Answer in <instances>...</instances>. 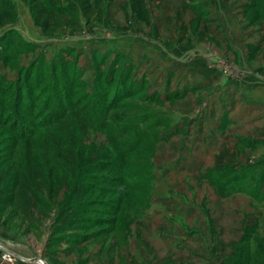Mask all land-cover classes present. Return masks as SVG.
Wrapping results in <instances>:
<instances>
[{"label":"rangeland","instance_id":"1","mask_svg":"<svg viewBox=\"0 0 264 264\" xmlns=\"http://www.w3.org/2000/svg\"><path fill=\"white\" fill-rule=\"evenodd\" d=\"M74 1L81 10L75 17L66 18L58 10L66 6V0H0V171L7 177L20 173L31 181L42 172L48 176L40 190L46 203L35 208L37 226L22 218L11 204L0 209V246L17 255L11 262L2 261L0 248V261L14 264L21 256L44 259L32 264H82L81 251L98 244L102 257H111L112 262L118 257L121 264H232L227 258L236 250L234 242L244 239L246 227L255 222L258 229L250 240L256 239L262 247L264 181L256 183L259 176L264 179L262 170L249 182L251 197L239 193L243 199H250L246 206L257 217L250 218L249 224L245 219L239 221L237 232H223L221 243H208L193 249L197 253L189 252L185 247L195 245L190 232L175 234L173 243L162 245L154 233L135 235V220L127 222L129 231L126 236L123 233V240L119 238L112 225L120 216L117 199L128 194L122 191L123 184L140 178L136 173L140 169L143 173L158 143L172 135L169 132L179 134L178 139L186 134L190 122L182 120L184 114L207 107V99L217 96L227 110L235 109L237 115L245 112L242 115L247 114L248 121L237 123V134L228 128L236 118L220 122L224 147L215 155L210 151L192 155L191 179L194 181L197 170L213 157L220 161L212 164L217 166L212 169L215 175L221 171L220 175L227 177L222 178V190L237 181L236 177L243 179L251 167L264 165V110L260 108L264 87H246L244 92L251 91L261 103L246 102L243 108L240 97L221 95L233 93L216 83L224 85L233 78L248 80V74L226 57L228 43L222 44L209 34L210 29L206 30L207 12L200 0ZM252 14L251 9L243 12L250 24L264 27V20H251ZM257 43L237 62H248L252 69L264 71V41L260 38ZM194 49L198 55L206 54L202 64L208 68L200 70L214 71L213 79L204 76L203 82L191 83L200 77L190 66L197 58L195 53L189 63H177L172 58L179 54L183 59ZM75 112L93 116L83 132L75 130ZM13 122L26 127V134L36 135L18 139L22 134ZM153 141L155 148L147 147ZM79 143L83 151L77 167L82 175H90L95 185L84 196L90 199L82 212L88 218L83 225L59 232L57 244L48 245L54 235L51 226L56 213L80 176L62 157L68 154L69 146L77 148ZM62 166L67 172H60ZM201 184H196L198 192L203 191ZM139 193L149 196V188ZM243 211L240 207V213ZM227 215L221 213L224 223ZM160 236L163 239L166 235ZM113 241L109 251L108 244ZM174 242L180 243V248Z\"/></svg>","mask_w":264,"mask_h":264},{"label":"crops","instance_id":"2","mask_svg":"<svg viewBox=\"0 0 264 264\" xmlns=\"http://www.w3.org/2000/svg\"><path fill=\"white\" fill-rule=\"evenodd\" d=\"M249 2L250 0H200V3L205 8L204 11L207 12L205 19L209 24L207 23L206 30L210 29L209 34L215 35L222 44H229H227L229 49L226 57L228 58L229 56L234 62L236 61L237 67L240 65L241 71L248 74V80L233 78L226 82L228 84L216 83L220 89L229 88L232 91L231 93H233L232 96L222 93V96H229L230 98L240 97V108H243L246 102H250L251 105L261 103L254 94H251V91L244 92L246 87H249V90H253L256 87L255 85L264 87V71L252 69L248 62H237L238 59L245 58L251 47L258 46L257 41L260 38L264 41V35L262 37L259 36V34H264V27L262 25L261 27L253 26L243 15ZM186 50L188 49L184 51ZM195 52L196 50L194 49L191 55H187L183 59L179 54H173L172 58L177 63H189L194 59L193 54ZM195 55H197V58L194 59V63H190V66H193L191 69L192 73H197L200 77H197V81L191 83L203 82L201 78L204 76L207 80L213 79L214 71H211V73L201 72L200 70L206 67V65L203 66L202 64L206 62V59H203L206 54L198 55L195 53ZM159 56L163 57L162 54H159ZM208 100H210V103L207 107L200 110L198 108L193 112L184 114L182 120L190 122L186 134L178 139L177 135L179 134L169 132L172 135L158 143L154 156L155 185L150 197L149 207L144 210L140 218L134 221L135 235L137 233H154L157 235L155 238L163 245V243H173L176 237L173 235L175 234L193 232L192 241H194L195 245L185 247L187 251L191 252L193 249H199L208 243H221L220 235L223 232L230 234L237 232L240 229L239 221L245 219V223L249 224L251 223L249 222L250 218L255 219L257 217L256 212L249 205L246 206L250 199H243L239 193L223 196L211 184L207 183L206 178L198 177L199 173L203 175L208 170L216 168L217 166L215 167L212 164H219V158L207 159L201 167L199 166L197 177H193L194 181L191 179L193 175L191 173L192 155L196 156L207 151L215 155V153H220L219 150L224 147L222 146L225 144L223 143V135H221L222 130L219 129L220 122L226 118L227 120L236 118V121L232 122L228 128L232 127L234 130L232 131L234 132L233 134H237L240 126L237 123L240 120V122L248 121L247 114L242 115L245 112L237 115L234 113L235 109L227 110L228 106L224 107L223 103L218 102L217 96L213 99H207L206 103H208ZM261 104L260 108L264 110V102ZM210 106L214 108V111H211ZM219 107L224 108L219 109ZM200 181H202V192H198L196 186ZM240 207L244 210L241 213ZM217 213L220 216L216 217ZM221 213L228 214L224 216L227 219L225 223ZM160 234L166 235L165 238L161 239ZM168 235L172 236L168 237ZM158 242L155 243L158 245ZM230 242L231 240L228 241V243ZM176 245L180 248V243H176ZM81 252L80 255L79 253L77 254L84 261L82 264H121L120 260L117 259L118 257L113 259L114 262H112L111 257H102V246L98 244L88 245L86 250ZM193 252L197 253L196 251ZM135 260L138 263L142 262L138 257ZM32 263H35V261L20 258L14 264ZM0 264L8 263L0 261Z\"/></svg>","mask_w":264,"mask_h":264},{"label":"trees","instance_id":"3","mask_svg":"<svg viewBox=\"0 0 264 264\" xmlns=\"http://www.w3.org/2000/svg\"><path fill=\"white\" fill-rule=\"evenodd\" d=\"M252 10L251 20H264V0H250L248 5L246 6L245 10ZM60 11V16L63 17H69L70 15H76L80 10V4L78 1L74 0H66V6H62L58 9ZM251 13V12H250ZM75 17V16H74ZM75 115L72 117L74 123L76 122V129L79 131H84L92 121H90V118L93 116L89 115L88 112L86 113H74ZM89 115V116H88ZM15 121V120H14ZM16 123V121H15ZM13 122V124H15ZM4 127V126H3ZM19 127V124H15V129ZM26 127L20 126L19 131L22 135H18V139H27L30 137H33L36 134L28 133L26 134ZM73 131L71 132V137L73 138ZM71 140V139H70ZM143 141H140L139 146L142 144ZM71 142V146H72ZM148 144H146L147 146ZM156 143L153 141V143H150L147 147L149 148H155ZM68 154L60 155L64 160H66V163L71 167L72 172L79 173L80 176L76 178V180L72 183V190H71V196L66 198L63 205L60 207L59 211L56 213V217L53 220L51 230L54 233V235L51 237V240L47 242L48 245H55L60 240L61 236L59 235V232H64L66 230H71L72 228H75L77 226L83 225V222H85L86 215H83L82 212L85 210L86 206L84 203L90 199H85L86 193L93 189L95 185L92 184V182L89 180L90 175H82V171L79 167H77V164L79 160L81 159L83 147L81 144H78V147H70L66 149ZM154 155L152 154L150 163H148L142 173V169H140L136 175H139L140 178L136 179V182L133 184H123V187L121 188L122 191L128 192L127 195H124V197H119L117 199L118 204L117 211L120 213V216L117 217V219L114 221V227L115 231H119L120 233L119 237L123 240V233L126 234L129 231L128 223H132L134 220H136L138 217L142 215L144 210L149 207L150 203V197L152 195L154 185H155V163L153 159ZM70 162V163H69ZM92 164V163H90ZM79 166V165H78ZM255 168V169H254ZM251 167L250 170L245 174V177L243 179H237L235 182H233L229 187L226 189H221L222 186V178H227L226 176H222L221 171L219 173V177L215 175L216 170H208L204 173V178L209 180V184H211L218 193L224 195H228L231 193H246L248 196L251 197V193L249 192V189L247 187L249 186V182L252 181L253 174L258 173L259 171H264V165L255 167ZM77 171V172H76ZM60 172H67L64 169V166L60 168ZM6 173L4 171H0V209H2L5 205H13L16 209L20 211V216L24 219H28L30 224L37 226V221L35 219V208L37 206L43 205L46 203V200L43 199L40 190L44 187L46 181H48V176L45 177L42 174H37L33 178L34 181H31L28 177L24 176L23 174L18 173L17 175H10L7 177L5 175ZM89 174V173H86ZM215 175V176H214ZM84 176V177H83ZM37 177H39L41 180H37ZM251 178V179H250ZM240 181V182H238ZM260 181H264V179L260 178V176L257 178L256 183H260ZM244 182V183H243ZM246 183V184H245ZM255 183V184H256ZM254 186V185H252ZM144 188H149V196H145L141 193H139ZM220 190V191H218ZM136 191V192H135ZM132 192H135L132 194ZM126 197V199H125ZM253 198V197H252ZM255 199V196H254ZM142 203V204H141ZM255 222L253 225L246 227V231L244 234V239H240V241L234 242V246L236 250L232 253L233 255H230V257L227 258V260L230 259L232 264H264V245L261 246V242H255V240H252L251 242V236L253 233L258 229ZM116 226V227H115ZM52 233V234H53ZM261 238L262 241H264V230H262ZM114 236V234L112 235ZM85 238H87L85 236ZM90 238V237H89ZM87 238L86 240H89ZM85 241V240H84ZM251 242V244H250ZM113 242L111 244H108V250H113ZM256 243V244H255ZM255 244V245H254ZM260 244V245H259ZM253 245V246H252ZM255 247V248H254ZM257 247V248H256ZM240 252H238V251ZM251 251V252H249ZM242 252V253H241ZM235 253V255H234ZM235 256V257H234Z\"/></svg>","mask_w":264,"mask_h":264},{"label":"built area","instance_id":"4","mask_svg":"<svg viewBox=\"0 0 264 264\" xmlns=\"http://www.w3.org/2000/svg\"><path fill=\"white\" fill-rule=\"evenodd\" d=\"M1 254H2V261L5 260L7 262H11L15 257V255H13L12 252L5 247L1 248Z\"/></svg>","mask_w":264,"mask_h":264},{"label":"water","instance_id":"5","mask_svg":"<svg viewBox=\"0 0 264 264\" xmlns=\"http://www.w3.org/2000/svg\"><path fill=\"white\" fill-rule=\"evenodd\" d=\"M0 248H2L1 246H0ZM12 254L13 255H15V256H17L15 253H13L12 252ZM19 258H22V259H26V260H28V261H35V262H40L41 260H44V259H42V258H40V257H33V258H23V257H21V256H18Z\"/></svg>","mask_w":264,"mask_h":264}]
</instances>
